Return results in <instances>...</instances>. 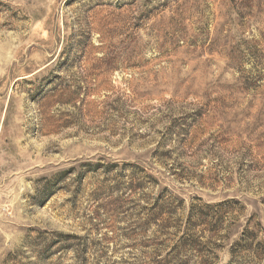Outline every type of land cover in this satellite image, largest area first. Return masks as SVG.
Listing matches in <instances>:
<instances>
[{
	"label": "rangeland",
	"instance_id": "374dc122",
	"mask_svg": "<svg viewBox=\"0 0 264 264\" xmlns=\"http://www.w3.org/2000/svg\"><path fill=\"white\" fill-rule=\"evenodd\" d=\"M0 264H264V0H0Z\"/></svg>",
	"mask_w": 264,
	"mask_h": 264
}]
</instances>
